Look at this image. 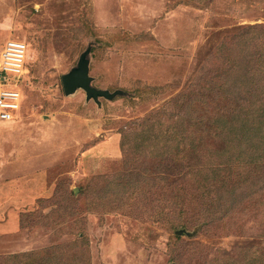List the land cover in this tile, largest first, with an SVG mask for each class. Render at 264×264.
<instances>
[{
    "label": "rangeland",
    "instance_id": "1",
    "mask_svg": "<svg viewBox=\"0 0 264 264\" xmlns=\"http://www.w3.org/2000/svg\"><path fill=\"white\" fill-rule=\"evenodd\" d=\"M244 32L258 37L246 50L264 46V0H0V56L9 40L28 45L26 73L2 87L23 103L0 122V258L264 264L262 135L241 142L212 125L245 99L220 93L245 76L224 71L223 45ZM84 54L108 97L65 94ZM161 131L170 146L194 139L187 169L143 144Z\"/></svg>",
    "mask_w": 264,
    "mask_h": 264
},
{
    "label": "trees",
    "instance_id": "2",
    "mask_svg": "<svg viewBox=\"0 0 264 264\" xmlns=\"http://www.w3.org/2000/svg\"><path fill=\"white\" fill-rule=\"evenodd\" d=\"M252 32H244L241 33L240 36H238L239 40L236 42L237 46H240L238 48L234 41L237 37H234L233 39H229L227 44H223L224 46L229 45L232 42V46L226 47L225 52H228L224 57V62H226L227 67L224 69L225 72L232 73L237 70H239L240 73L245 74L243 79H240L234 83L231 82L230 85H228L227 82L223 83V87L220 89V93L225 92H231L233 94L234 91L238 90V92L241 93V95L238 96H232L235 98H241L243 96L245 99L241 98L240 102H237V105L232 107V113L230 122L227 120H224V114H227L229 111L222 108V110L216 111L215 115L212 121L213 128L216 130H226L225 127L229 126L233 128V130L237 133L236 136L240 138V141L243 142L245 139L249 142H252L253 140L258 138V134L262 135V141L264 145V46H259V48L256 46L255 52L252 54L250 48L246 50L247 45L252 40H257L258 37L253 38L250 34ZM261 42V41H260ZM222 51H220L221 54ZM220 54L218 52L217 60L220 59ZM216 55L214 56V59L216 60ZM260 67V68H259ZM261 72V73H260ZM226 73V74H228ZM236 94V92L234 93ZM230 110V109H229ZM230 114V112H229ZM193 119V126L196 129V132H203V123L199 121V118L197 116H192ZM148 126V125H147ZM193 127V128H194ZM246 131L248 135L246 134ZM195 132V134H196ZM164 135L165 139H159V136ZM158 138H152L151 136L144 135L143 136V144L146 142V140L151 141V146L153 149H157L156 151H159V153L163 154H170L174 151V153H177L179 157L181 156V162L175 161L174 167H180L181 170L187 169L185 162V156L187 153L190 152L189 148H191V145L194 143V139L190 140L188 138L187 140L180 141L179 138L176 137L177 142H175L172 146H170V141H168L169 136L166 137V132L161 131L158 136ZM145 138V140H144ZM192 139V138H191ZM187 142V143H186ZM123 147H125L126 151V143L123 142ZM130 144L128 143L127 146ZM136 150L137 154H140V156H144L146 154V149L144 147L143 150L138 149L140 147L135 146L133 147ZM151 152V151H150ZM148 153V152H147ZM153 153H151L152 155ZM196 154L198 157H202V153L200 151H196ZM261 158L264 157V146H262V151L260 154ZM128 159V156H127ZM126 160V155H125ZM139 160V159H137ZM145 160V159H144ZM135 164V163H134ZM127 165V161H126ZM166 166V167H165ZM169 162L166 164L162 163L161 168L165 169L166 171H169L170 168L173 167ZM213 165H211L209 168H207V172L212 168ZM180 170V171H181ZM220 174V173H219ZM218 174V175H219ZM144 174H138L135 175L137 178H143ZM217 179L215 178L214 181ZM202 182V181H201ZM206 182V181H204ZM176 212V210H175ZM18 257H9L7 259L0 258V264H15V260ZM30 262V260H29ZM31 263V262H30Z\"/></svg>",
    "mask_w": 264,
    "mask_h": 264
},
{
    "label": "built area",
    "instance_id": "3",
    "mask_svg": "<svg viewBox=\"0 0 264 264\" xmlns=\"http://www.w3.org/2000/svg\"><path fill=\"white\" fill-rule=\"evenodd\" d=\"M28 45L9 40L0 56V122H11L19 112L23 97L19 91L2 88L7 74L22 76L26 73Z\"/></svg>",
    "mask_w": 264,
    "mask_h": 264
},
{
    "label": "water",
    "instance_id": "4",
    "mask_svg": "<svg viewBox=\"0 0 264 264\" xmlns=\"http://www.w3.org/2000/svg\"><path fill=\"white\" fill-rule=\"evenodd\" d=\"M87 54H84L77 69H74L71 73L62 77V85L66 95L75 93L78 89H83L88 98L97 99L100 96L108 97L107 92L98 90L92 86V78L89 75V63L86 59ZM178 235L183 236L186 233L185 230L177 232Z\"/></svg>",
    "mask_w": 264,
    "mask_h": 264
}]
</instances>
